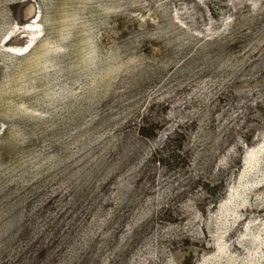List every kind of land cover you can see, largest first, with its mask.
<instances>
[{"label":"rangeland","instance_id":"rangeland-1","mask_svg":"<svg viewBox=\"0 0 264 264\" xmlns=\"http://www.w3.org/2000/svg\"><path fill=\"white\" fill-rule=\"evenodd\" d=\"M0 264H264V0H0Z\"/></svg>","mask_w":264,"mask_h":264}]
</instances>
